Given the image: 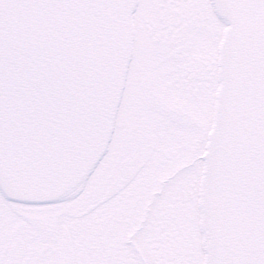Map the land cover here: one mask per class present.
Instances as JSON below:
<instances>
[{
	"label": "snow or ice",
	"instance_id": "6c2138e0",
	"mask_svg": "<svg viewBox=\"0 0 264 264\" xmlns=\"http://www.w3.org/2000/svg\"><path fill=\"white\" fill-rule=\"evenodd\" d=\"M0 264H264V0H0Z\"/></svg>",
	"mask_w": 264,
	"mask_h": 264
}]
</instances>
